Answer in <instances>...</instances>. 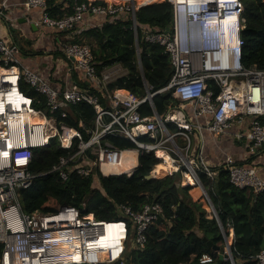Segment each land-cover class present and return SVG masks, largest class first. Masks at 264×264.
Wrapping results in <instances>:
<instances>
[{"label":"built area","instance_id":"built-area-1","mask_svg":"<svg viewBox=\"0 0 264 264\" xmlns=\"http://www.w3.org/2000/svg\"><path fill=\"white\" fill-rule=\"evenodd\" d=\"M163 1L173 7L172 32L143 29L142 33L145 42L164 48L174 74L168 86L157 92L144 80L146 97L142 100L124 91L129 101L123 100L108 90L110 84L123 76L118 75L115 67L99 73L88 45L65 42L61 53L72 63L73 70L84 75L89 86L82 88L72 81L65 90H57L37 73L19 68L17 47L0 37V243L4 246L0 264H126L127 251L131 250L129 242L132 249L144 250L150 227L165 218L164 208L157 202L146 203L139 212L122 206L124 218L113 221L122 226L120 243L101 244V238L112 224L97 220L92 214H83L84 205L83 209L63 206L57 214L23 212L18 191L31 187L37 177L57 174L63 182L72 174L83 178L98 173L105 177H130L139 167L141 153H154L160 159L157 152L163 151L174 166L178 165L174 173L180 171L181 162L186 167L182 172L183 179L188 174L196 178L202 173L215 181L222 168L227 171L233 186L264 193L262 170L252 162H240L226 154L220 169L214 170L202 151L196 158L190 154V134L194 130L222 136L228 133L233 123H242L247 117L250 118L249 127L244 133L237 134L236 140L249 143L250 157L264 149V70L247 69L243 65L241 31L234 43L228 37L238 22L241 29L244 28L242 1ZM25 5L29 9L42 10V16L33 22L37 28L58 32L77 33L81 28L102 27L106 22L124 21L128 16L141 69L137 21L141 6L138 0L76 2L74 12L59 20L52 19L45 12L46 0H26ZM222 24L228 25L225 34L221 30ZM211 82L219 89L217 95L210 87ZM22 84L37 93L42 101L37 104L35 98L22 90ZM168 90L173 91L180 105L164 116H157L151 100ZM104 100L107 106L103 104ZM145 103L151 106L152 116L141 115L139 109ZM80 104H87L94 110V126L80 120V130L60 123L58 115L65 118L66 109ZM202 117L210 120L201 123ZM170 124L176 126L175 133L170 131ZM113 136L128 139L136 148L122 150L115 147L106 141ZM144 137L149 141L144 142ZM178 137L184 139L185 146L178 144ZM53 143L68 151L67 156L60 157L49 172L32 173L30 166L34 154L31 149L46 148ZM26 151L28 154L24 153ZM124 152L137 155V164L132 171L106 174L104 166L110 167L107 169L110 171L122 165ZM21 159L26 162L19 163ZM151 174L159 177L155 169ZM62 214L65 217L59 219ZM231 231L232 227L230 235ZM233 241L234 237L231 244ZM114 249L118 250V257H114ZM104 255L106 259L101 258ZM256 261L264 264V249L256 256ZM200 262L208 264L214 260L205 254Z\"/></svg>","mask_w":264,"mask_h":264},{"label":"trees","instance_id":"trees-1","mask_svg":"<svg viewBox=\"0 0 264 264\" xmlns=\"http://www.w3.org/2000/svg\"><path fill=\"white\" fill-rule=\"evenodd\" d=\"M87 0H46L45 12L52 19H62L74 12L76 2ZM244 6V29L241 37L242 62L247 69L264 70V0H241ZM157 2V3H156ZM137 21L139 28L140 59L135 45V36L131 29L129 17L121 21L106 22L102 27L79 29L71 43L88 45L95 58L99 73L115 65L127 71V75L117 79L108 86L109 91L123 90L127 95L142 100L146 97L145 75L152 89L161 90L168 86L174 69L164 48L144 41L142 30L154 32H172L173 7L166 1L156 0L152 4L145 0L139 4ZM146 5V6H145ZM82 27V26H81ZM215 95L219 93L214 82L210 86ZM22 90L37 100L42 98L22 84ZM90 92L95 93L94 89ZM105 106L107 102L104 100ZM154 105L159 115H166L171 109L180 105V101L168 90L154 97ZM67 117L60 115V123L82 130L79 121L94 126L95 112L91 106L80 104L66 109ZM142 116H152L149 103L140 109ZM264 122V118H262ZM169 127H171L169 125ZM144 142L149 139L144 137ZM115 147L126 150L136 146L122 137L106 139ZM34 161L30 171L36 175L49 172L58 164L59 158L67 156L56 143L46 148L33 149ZM162 161L154 153H141L139 167L132 176H109L100 173L87 178L72 174L63 182L57 174L37 177L31 187L18 191L22 210L26 214L39 212L57 214L61 207L85 206L83 214H92L97 220L113 222L124 218L122 206H128L139 212L149 202L160 203L165 211V218L155 222L149 229L148 242L144 250L132 249L129 242L126 264H201L200 259L208 254L218 261V253L208 246L224 248L226 240L213 213L209 214L210 204L204 197L194 200L193 186H182V172L148 180L156 166ZM251 163V162H250ZM198 176L205 187L225 235L230 236L234 230V241L231 245L235 264H257L256 256L264 249V193L250 189H239L230 183L226 170H220L215 181L202 173ZM230 224V227H229ZM132 229V227H131ZM132 232V230H131ZM133 238V234H130ZM206 239V240H205ZM4 246L0 243V263ZM223 264H231L224 261Z\"/></svg>","mask_w":264,"mask_h":264},{"label":"crops","instance_id":"crops-1","mask_svg":"<svg viewBox=\"0 0 264 264\" xmlns=\"http://www.w3.org/2000/svg\"><path fill=\"white\" fill-rule=\"evenodd\" d=\"M25 2L26 0H0V37L4 38L10 45L17 47L19 51L17 55L19 64L17 66L37 73L57 90H65L72 81L78 83L82 88H87L89 83L84 75L73 70L72 63L67 61L61 53L62 44L69 42L70 37L75 33L70 31L58 32L36 26L33 29V22L39 20L42 16V10L29 9ZM114 67L119 76L127 75V71L119 65L106 69H113ZM113 93L117 97L129 101L123 90H116ZM209 120V118L202 117L201 123H206ZM249 122L250 118L247 117L242 123H233L227 134L216 137L205 130L203 132L194 130L190 134V137L193 136L194 139L193 141L191 137V156L196 158V155L202 151L209 166L216 170L222 166L226 154L232 155L240 162H252L260 167L264 176V149L256 156L250 157L248 153L249 143L236 140L237 134L244 133L248 129ZM170 126V131L176 129L175 125L170 124ZM178 138H181V145H179L185 146L184 139ZM164 154L166 155V153ZM160 159L165 160L161 164H166L165 158ZM174 167L177 171L178 165ZM233 237L234 230L231 231V241Z\"/></svg>","mask_w":264,"mask_h":264},{"label":"bare ground","instance_id":"bare-ground-1","mask_svg":"<svg viewBox=\"0 0 264 264\" xmlns=\"http://www.w3.org/2000/svg\"><path fill=\"white\" fill-rule=\"evenodd\" d=\"M194 1V0H192ZM234 43V42H231ZM158 157L160 158H165L166 159V164H161L158 165L155 168L156 174L161 177L164 176L166 174L169 173H174L176 171V168L174 167L173 163H172V159L166 154H164L162 151H159V153H157ZM123 159H122V165L120 167H117L115 169H112L110 171H107L108 168L107 166H104V171L106 174L108 173H129L132 171V169L135 167V165L137 164V155L134 152H124L122 155ZM165 161V160H164ZM26 162V159H21L19 161V163H24ZM189 175V174H188ZM184 176V185H193L194 184V178H192L190 175L188 176ZM59 219L64 218V214L58 216ZM112 225L108 226V230L107 233H105L103 235V237L101 238V244H113V245H118L120 243V238L123 235V232L121 230V225H118L116 222H111ZM228 242L230 243V238L228 239ZM107 254V252L105 253ZM114 257H118V250L114 249L113 252ZM106 259V256L104 255V257H101ZM80 259H78L77 261H79Z\"/></svg>","mask_w":264,"mask_h":264},{"label":"water","instance_id":"water-1","mask_svg":"<svg viewBox=\"0 0 264 264\" xmlns=\"http://www.w3.org/2000/svg\"><path fill=\"white\" fill-rule=\"evenodd\" d=\"M34 26L35 25L33 24L32 25V28L33 29H35ZM137 46H138V43H137ZM141 70H142V67H141ZM142 75H143V79L146 80L143 71H142ZM157 91H159V90L154 89V92H157ZM153 100H154V97L152 98L151 101L153 103V108H154L155 113L157 114V116H159V113L156 110V107L154 105V101ZM154 178H156L154 176V174H150L149 176H147V179L148 180H152ZM194 180H195L196 186H199V188L202 190L203 196L206 198L207 202L210 204L211 210L216 214V217L218 219V223H219V226H220L221 231H224V228H223V226H222V224H221V222L219 220V217H218V215L216 213V210L214 208V205H213V203H212V201H211V199H210V197H209V195H208L205 187L203 186L201 180L197 176H196V178H194ZM83 208H84V206H81V209H83ZM223 236H224V238L226 240V245H225L224 248H219L217 246H214L212 242H208V246L212 249L213 252L218 253V256H219L218 261L215 262L214 264H223L224 261H231V264H235V260H234V256H233V251H232V248H231V244L228 243V240H227L228 238L225 235V233L223 234Z\"/></svg>","mask_w":264,"mask_h":264},{"label":"rangeland","instance_id":"rangeland-1","mask_svg":"<svg viewBox=\"0 0 264 264\" xmlns=\"http://www.w3.org/2000/svg\"><path fill=\"white\" fill-rule=\"evenodd\" d=\"M139 1V4L140 3H143L145 0H138ZM154 1H156V0H148V2L150 3V4H152ZM163 0H161V2H162ZM157 3V2H156ZM141 7H143V6H141ZM126 74H127V72H126ZM126 76V75H125ZM177 131V129H175V130H171V132L172 133H175ZM192 137V140L194 141V139H193V136H191ZM176 141L178 142V144H180L181 145V138H177L176 139ZM25 154H28V152L26 151V152H24ZM181 165L183 166V163L181 162ZM264 165V164H263ZM186 168V167H185ZM166 175H169V174H166ZM166 175H164V176H166ZM189 176V175H188ZM191 176V175H190ZM192 177V176H191ZM185 178V177H184ZM193 178V177H192ZM194 180V179H193ZM183 181H184V179H182L181 180V183H183ZM194 185H196L195 184V180H194V184L193 185H188V186H194ZM185 186V185H184ZM192 195H193V197H194V200H198L200 197H204L203 196V193H202V190L199 188V186H196L195 187V189L192 191ZM205 198V197H204ZM206 199V198H205ZM208 212H209V214H211L212 213V210H211V208L208 210ZM229 244H231V239H230V243Z\"/></svg>","mask_w":264,"mask_h":264},{"label":"clouds","instance_id":"clouds-1","mask_svg":"<svg viewBox=\"0 0 264 264\" xmlns=\"http://www.w3.org/2000/svg\"><path fill=\"white\" fill-rule=\"evenodd\" d=\"M226 18H229V17L227 16ZM227 28H228V25L225 26V24H222L221 30H222V33H223V34L226 33ZM243 29H244V28H243ZM243 29H241V25H240L239 22H238L237 25H236V27L233 29V33L231 32V33L228 35V37H229V39L231 40V42H236V41H237L238 36H239V32H240V31L242 32ZM34 149H35V148H34ZM32 150H33V149H31V151H32ZM227 238H229V237H227ZM231 245H232V244H231Z\"/></svg>","mask_w":264,"mask_h":264}]
</instances>
